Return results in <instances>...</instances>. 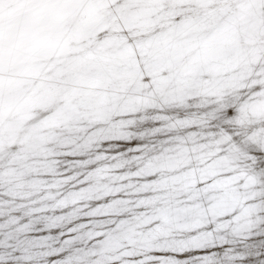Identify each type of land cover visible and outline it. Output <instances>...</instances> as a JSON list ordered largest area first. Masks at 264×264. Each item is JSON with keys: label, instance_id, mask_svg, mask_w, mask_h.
Returning <instances> with one entry per match:
<instances>
[{"label": "snow or ice", "instance_id": "snow-or-ice-1", "mask_svg": "<svg viewBox=\"0 0 264 264\" xmlns=\"http://www.w3.org/2000/svg\"><path fill=\"white\" fill-rule=\"evenodd\" d=\"M0 264H264V0H0Z\"/></svg>", "mask_w": 264, "mask_h": 264}]
</instances>
